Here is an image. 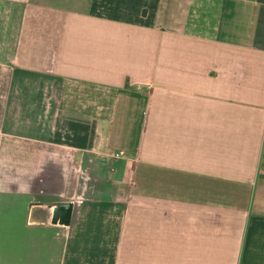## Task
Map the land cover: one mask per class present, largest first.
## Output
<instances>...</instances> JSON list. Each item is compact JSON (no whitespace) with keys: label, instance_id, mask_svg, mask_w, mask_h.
Segmentation results:
<instances>
[{"label":"crops","instance_id":"obj_1","mask_svg":"<svg viewBox=\"0 0 264 264\" xmlns=\"http://www.w3.org/2000/svg\"><path fill=\"white\" fill-rule=\"evenodd\" d=\"M0 264H264V0H0Z\"/></svg>","mask_w":264,"mask_h":264},{"label":"water","instance_id":"obj_2","mask_svg":"<svg viewBox=\"0 0 264 264\" xmlns=\"http://www.w3.org/2000/svg\"><path fill=\"white\" fill-rule=\"evenodd\" d=\"M48 207H55L52 222L60 223L63 225H69L72 215V204L71 203H47Z\"/></svg>","mask_w":264,"mask_h":264}]
</instances>
